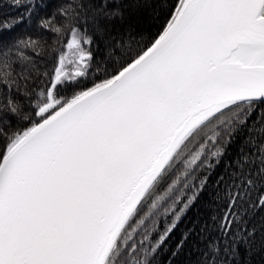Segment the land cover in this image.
<instances>
[{
	"label": "snow or ice",
	"instance_id": "obj_1",
	"mask_svg": "<svg viewBox=\"0 0 264 264\" xmlns=\"http://www.w3.org/2000/svg\"><path fill=\"white\" fill-rule=\"evenodd\" d=\"M4 2L0 264H264V0Z\"/></svg>",
	"mask_w": 264,
	"mask_h": 264
},
{
	"label": "trees",
	"instance_id": "obj_2",
	"mask_svg": "<svg viewBox=\"0 0 264 264\" xmlns=\"http://www.w3.org/2000/svg\"><path fill=\"white\" fill-rule=\"evenodd\" d=\"M51 7H47L46 10H41L39 12H34L31 18H26L24 23L19 24L14 29V34L19 37L31 36L34 40L41 41L43 46V56H39L29 50L28 54L32 55L34 60L38 64V68L43 71L50 67V62L48 57L51 56V49L53 46V41L55 37L52 33L47 32L39 27V20L42 16H47L51 13L56 12L57 8L61 5L73 3V0H50ZM21 16L27 17V13L24 7H16L10 5L4 0H0V20L12 21L14 18H19ZM59 19V17H58ZM158 27V26H157ZM157 27L151 29V33L155 34ZM195 260V256L192 258Z\"/></svg>",
	"mask_w": 264,
	"mask_h": 264
}]
</instances>
